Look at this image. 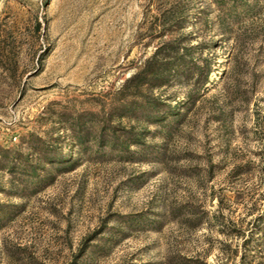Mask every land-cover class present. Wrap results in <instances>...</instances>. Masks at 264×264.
I'll return each instance as SVG.
<instances>
[{"label": "rangeland", "instance_id": "rangeland-1", "mask_svg": "<svg viewBox=\"0 0 264 264\" xmlns=\"http://www.w3.org/2000/svg\"><path fill=\"white\" fill-rule=\"evenodd\" d=\"M0 264H264V0H0Z\"/></svg>", "mask_w": 264, "mask_h": 264}]
</instances>
